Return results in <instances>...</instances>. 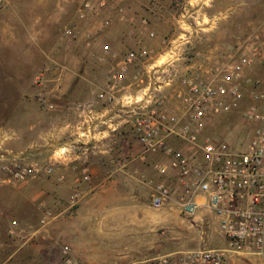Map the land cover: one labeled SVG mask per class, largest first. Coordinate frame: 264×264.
Returning a JSON list of instances; mask_svg holds the SVG:
<instances>
[{
    "label": "rangeland",
    "instance_id": "obj_1",
    "mask_svg": "<svg viewBox=\"0 0 264 264\" xmlns=\"http://www.w3.org/2000/svg\"><path fill=\"white\" fill-rule=\"evenodd\" d=\"M88 2L94 8L85 7ZM171 49L177 77L187 71L208 73L243 52L256 54L252 72L263 76L264 0H0V130L9 137L3 148L23 152L26 164L40 170L19 183L0 177V264H62L57 219L64 207L72 203L73 209L87 189L79 184L64 190L62 196L55 185L44 186L52 184L50 176L62 160L59 134L65 121H59L61 111L107 89L113 69L127 52L146 53L134 67L140 68L144 63H165ZM175 89L176 84L165 93L169 110H175ZM211 121L208 127L216 138L241 136L237 122ZM27 131L37 142L48 133V143L27 146ZM16 134L19 137L10 141ZM109 137L113 164H118L121 151L133 159L138 143L129 122L108 132ZM104 140L91 141L78 150L89 151L94 145L100 150ZM47 165L54 170L46 177L42 169ZM69 166L77 171L74 164ZM148 179L143 175L141 197L146 203ZM13 205L21 208L25 220L18 218ZM156 212L161 219L168 218L159 228L156 257L170 252L165 248L171 244L183 251L193 243L208 248L223 243L207 222L194 231L176 211ZM16 249L21 252L11 258Z\"/></svg>",
    "mask_w": 264,
    "mask_h": 264
},
{
    "label": "built area",
    "instance_id": "obj_2",
    "mask_svg": "<svg viewBox=\"0 0 264 264\" xmlns=\"http://www.w3.org/2000/svg\"><path fill=\"white\" fill-rule=\"evenodd\" d=\"M85 7L94 5L88 2ZM172 51L165 63L140 68L134 67L146 53L127 52L96 102L73 105L80 132L59 155L74 156L79 148L104 140L105 132L129 122L141 148L139 160L158 156L151 164L158 178L145 181L149 206L176 211L195 230L198 223L207 222L223 241L220 247L169 253L156 259L157 264H237L248 256L264 260V75H253L256 54L243 52L208 73L187 71L177 77ZM174 84L176 106L169 110L165 93ZM211 120L237 122L241 136L216 138L208 127ZM103 126L106 129H100ZM4 141L0 138L3 181L24 182L40 172L26 164L23 152L5 150ZM53 170V165L42 169L45 175ZM79 173L77 183L89 179L85 166ZM61 253L62 264H87L73 259L66 245Z\"/></svg>",
    "mask_w": 264,
    "mask_h": 264
},
{
    "label": "crops",
    "instance_id": "obj_3",
    "mask_svg": "<svg viewBox=\"0 0 264 264\" xmlns=\"http://www.w3.org/2000/svg\"><path fill=\"white\" fill-rule=\"evenodd\" d=\"M95 97L89 101L96 102ZM73 105L66 107L65 112L62 110L64 114L59 118V121H65L59 134V144L62 148L69 147V139L80 132L78 117H76L78 113ZM67 122L69 125H66ZM5 132L4 129L0 130V138L5 139L6 143L9 137ZM27 133L28 136L25 134L27 146L32 144L44 146L49 141L48 133L43 134L39 142L33 140L29 131ZM104 135L107 136L108 132ZM15 136L11 137L10 141L19 137L17 134ZM100 146H102L100 150H95L98 147L95 146L96 148L89 151L79 150L74 156H61V163H57L60 166L50 176L54 179L53 185L51 182L44 184L48 188L55 185V191L60 195L64 190L79 184L86 186L87 189L73 209L71 203L68 206L69 209L64 207L60 212L56 223V238L62 247L66 245L70 248V256L73 259L87 264H132L133 261L140 264H154L151 262L160 258L155 256L160 251L159 228L161 223L166 224L168 218L161 219L160 214L149 206V200L146 203L141 194L143 175L149 179L158 178L151 165L158 156L150 155L146 161H140L141 148L137 144L131 156L132 160L128 159L125 151H121L118 164H113L111 158L114 155L110 149V137ZM71 163L77 171L72 170L69 166ZM84 166L89 172V179L77 183L76 177L80 168ZM145 187L150 197V189ZM11 209L17 213L19 219L25 220L21 208L13 205ZM199 226L200 223L197 224V227ZM176 231H178L177 228ZM11 232L14 231L11 230ZM198 246L193 243L186 247L191 249ZM165 249L170 251L165 255L177 250L172 244ZM20 252L21 249H16L11 258ZM262 261L260 258L248 256L239 260L237 264H264Z\"/></svg>",
    "mask_w": 264,
    "mask_h": 264
}]
</instances>
